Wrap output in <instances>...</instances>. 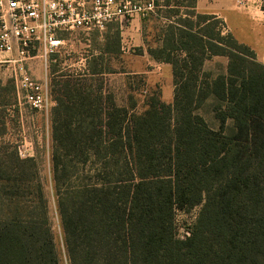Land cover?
<instances>
[{"label":"trees","instance_id":"16d2710c","mask_svg":"<svg viewBox=\"0 0 264 264\" xmlns=\"http://www.w3.org/2000/svg\"><path fill=\"white\" fill-rule=\"evenodd\" d=\"M154 3L146 52L171 66L170 104L153 92L135 113L69 83L54 98L65 121L54 124L50 161L67 262L264 264V62L215 15L197 13L196 0ZM99 50L92 76L104 74V53L121 55L119 31ZM212 57L226 67L205 71ZM15 94L12 82L0 84V98ZM14 105L0 99V138ZM13 154L17 174L0 161V264H60L47 200L31 188L36 161ZM196 207L180 238L175 212Z\"/></svg>","mask_w":264,"mask_h":264},{"label":"rangeland","instance_id":"374dc122","mask_svg":"<svg viewBox=\"0 0 264 264\" xmlns=\"http://www.w3.org/2000/svg\"><path fill=\"white\" fill-rule=\"evenodd\" d=\"M234 1L232 0L233 3ZM237 1L245 2V0ZM260 2L261 4L264 3L263 0H260ZM213 3L219 7L224 2L223 0H213ZM222 12L230 18L229 24L233 27L235 33L248 39L247 32L248 29L252 28V24L243 19V23L237 26V22L239 23L240 20H236V15L225 13V9ZM148 19L143 25V33L147 42H150L158 22ZM129 23L126 20L122 22L124 32L122 45L125 53L121 56H112L110 58L106 56L101 61L99 68H103L106 75H87L85 70L86 62L89 66H93L96 57L91 55L93 52L99 51L102 46L96 35H86L80 31L58 34L59 38L65 39V43L62 46L60 45L56 51L49 54L45 59L42 57L41 52L36 51L37 48H35V51L31 53L35 58L27 62V68L33 78L47 86V91L53 101H55L54 98L57 96L65 94L64 87L66 83H69L71 88L87 86L94 90L95 93L98 90H102L104 95H112L116 105L129 109L133 106V112L142 113L144 108H146L147 98L151 93H160L162 81L157 79L161 77H158L160 73H157L156 70L149 73L154 68L149 65L148 57L144 50L138 47L139 35L137 37L138 40L134 41L124 31L129 26ZM109 26H119V22H113ZM208 68L211 72H218L225 68V61L218 59L215 63H208ZM11 76V69L0 68V84H11L10 81L13 82ZM1 98H3L5 103L13 104L15 102L16 104L14 105L15 111H8L7 113L9 114L5 118L7 132L0 138V161L2 166L5 164L2 168L11 170L13 167L12 172L18 173L13 161L14 150L17 151L21 159L29 157L35 159L38 181L33 180L31 188L33 191L34 187L38 185L45 195L60 264H68L56 208L50 161L53 146L51 136L54 124L56 122V127L63 129L65 121L62 117L58 119L61 114L54 111L56 101L47 111L39 112L30 109L21 97L19 101L16 99L13 101L11 97L8 98L6 95H1ZM201 115L209 126L216 128V122L207 106L201 111ZM30 200L31 202L35 200L34 195L31 194ZM197 213L198 207L189 211L177 210L175 212L174 221L180 238L189 235L188 232L196 219Z\"/></svg>","mask_w":264,"mask_h":264},{"label":"built area","instance_id":"2783aa9c","mask_svg":"<svg viewBox=\"0 0 264 264\" xmlns=\"http://www.w3.org/2000/svg\"><path fill=\"white\" fill-rule=\"evenodd\" d=\"M155 0H0V68L11 69L16 95L39 112L54 103L47 86L33 78L27 62L45 59L65 43L59 33L103 34L113 22L146 18ZM243 2L238 1V5ZM56 104V103H55ZM57 105V104H56ZM55 105V106H56Z\"/></svg>","mask_w":264,"mask_h":264},{"label":"crops","instance_id":"0c3cea01","mask_svg":"<svg viewBox=\"0 0 264 264\" xmlns=\"http://www.w3.org/2000/svg\"><path fill=\"white\" fill-rule=\"evenodd\" d=\"M223 2H224L223 5L221 4L218 7L216 4L213 3V0H196L195 10L197 13H200V14L215 15L225 25V27H223V33H230L239 43H242L248 46L255 53L256 61L259 63H263L264 62V11L261 9L262 4L260 0H245V2H243V4L240 6L238 5L237 0H235L234 3L232 2V0H223ZM224 9H225V13H229L230 15L234 14L237 17L236 20L237 21L240 20L239 23L237 22V26L238 24L243 23V19H246L252 24V28L248 29V32H247L249 36L248 39L245 38L243 35L239 36L235 33V31L233 30V27H231L229 24L230 18L227 17L222 12V10ZM147 19L148 18H135L131 20L129 23V26L126 27L124 31H126L131 37V40L133 39L134 41L138 40L137 37L139 35L140 38H139L138 47L144 50V53L148 57L147 59H148L149 65L152 68H154L149 73H152L155 70L157 71V73L158 72L160 73L158 77H161V78H157V79L159 81H162L161 82L162 86L160 87V93L158 94V96L162 102L166 104H170L173 100V83H172L171 66L165 63H158L154 61L153 59L149 57L147 52H145L147 45L151 43V41L147 42V39L143 33V30H144L143 25L147 21ZM109 25L107 26L105 34L99 35V34L93 33V34H86V35H94V36L96 35L101 43V46H103L109 35H111L114 31H119V35L121 38V52H122L121 55H123L125 53L124 47L122 45V42H123L122 37L124 35L123 25L122 23H119V26H116V27H110ZM59 39L65 40L62 37H60ZM98 55H100V50L93 52L91 56L97 57ZM102 56L103 57L107 56L110 58V55L105 54V53ZM218 59L221 61L223 59V61H225V67H226L227 59L225 57H212L204 62L203 69L205 71L206 70L210 71L209 68L207 69V64L215 63ZM85 70L88 76H92L89 73V64L87 62H86ZM102 75H106V74L104 73ZM15 96H16V100L19 101L20 98L16 94Z\"/></svg>","mask_w":264,"mask_h":264}]
</instances>
